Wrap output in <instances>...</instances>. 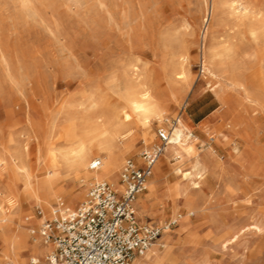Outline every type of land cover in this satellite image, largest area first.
Wrapping results in <instances>:
<instances>
[{
    "label": "rangeland",
    "instance_id": "374dc122",
    "mask_svg": "<svg viewBox=\"0 0 264 264\" xmlns=\"http://www.w3.org/2000/svg\"><path fill=\"white\" fill-rule=\"evenodd\" d=\"M210 1L0 0V207L23 216L44 215L42 207L28 208L25 177L11 170L10 153L18 144H28L26 169L35 178L45 169L52 147L60 153L81 136L91 138L98 124L118 122L131 86L135 91L141 87L164 101L168 120L153 125L152 143L136 140L124 163L127 158L139 161L145 148L159 143L158 129H169L183 113L208 168L200 188L190 186L177 206L165 198L167 183L188 180L174 169L175 160L161 165L163 154L157 162L164 174L152 203L163 199L164 204L154 205L140 223L175 221L192 199L197 208L190 229L181 235L186 242L172 244L162 264H264V60L248 46L239 47L246 57L240 88L204 72L202 41ZM220 13L223 19L214 33L220 40L215 43L238 41L240 36L234 35L240 27L230 5ZM178 73L184 78L177 80ZM221 88L224 104L216 94ZM13 131L17 134L12 138ZM190 167L186 161L183 169ZM82 183L75 191L87 189L85 197L76 204L65 197L66 206L76 209L86 199L92 185ZM149 194L145 189L138 199ZM59 203L53 201V206ZM178 229V223L169 228ZM9 261L3 258L2 264Z\"/></svg>",
    "mask_w": 264,
    "mask_h": 264
},
{
    "label": "bare ground",
    "instance_id": "6f19581e",
    "mask_svg": "<svg viewBox=\"0 0 264 264\" xmlns=\"http://www.w3.org/2000/svg\"><path fill=\"white\" fill-rule=\"evenodd\" d=\"M226 4L230 5V8L233 10L235 15V24L240 27L239 30L237 29L239 34H233H235L234 36L239 35L240 38L238 37V41L224 40L226 41L224 44L218 45L214 41L218 38H216L214 33L216 26L221 23L222 17H220V14L222 13L220 12ZM232 20V23L235 22L234 19ZM204 23V41H202L204 44L202 60L204 72L212 77L227 80L233 86L244 87L240 78L246 70L243 65L246 57H244L245 59L242 57L239 47L242 48L244 45L246 48V46H248V50L251 51V54L254 57H261L264 60V0H211L207 5V14ZM232 23L229 25H232ZM222 24L224 25L223 21ZM223 25L222 27L225 26ZM228 27L230 28V26H227V28ZM233 31L236 30L233 28L232 32ZM225 33L229 34V29ZM208 36L209 42L206 44L205 40ZM221 39H223V37ZM169 43L171 45V42ZM179 54L180 53H178V55ZM181 59L183 58L181 57ZM181 59L179 64L182 62ZM176 64L178 63H175V65ZM175 65L173 68H175ZM181 69L180 72L185 71V69L182 71ZM176 76V79L178 80L184 75L182 73H178ZM132 87L133 86H131L132 91L129 89L130 93L128 92L129 96L127 108L123 110L122 116L118 122L114 121L98 124L93 129L91 138H84V136H81L82 138L77 140L75 143L72 144L70 142L72 144L71 147L67 149L62 148L61 150L63 151L60 153L56 150H52L56 149L52 147L46 156L45 169L40 173V175H36L35 178L34 175L26 169V162L31 156L28 144L26 145L20 143L17 146V151L15 149L16 152L10 153L9 161L11 162V170L15 175H23V177H25L24 180L27 183L26 194L28 195V208L32 209L37 206L42 207L44 215L36 217L32 212L28 216H23L22 213H12L3 207H0V264H2L3 258L10 259V261H12H9L8 264H29V253L32 255L30 261L32 259H39L42 261L47 259L50 254H52L54 245L52 243H45L40 233L41 227L45 220L49 219L52 215L54 207L53 201H63V204L66 206L67 203L64 201L65 197L69 198V204H76L85 197L87 189L80 193L75 191L78 182L82 181L83 183L81 186H86L87 188L96 182L108 181L117 191L122 190V185L118 182V179L121 168L123 167L122 165L124 163L125 155L130 154L131 151L136 148V140H140L146 145L152 143L155 138L153 125L155 123L162 125L165 123V120H168L167 109L161 98L151 93L148 89H141L139 83V90L137 89L135 91V86L133 89ZM225 92L226 91L223 88L216 92L217 97L222 104L227 102ZM250 96L252 97V94ZM254 99L257 100L256 98ZM177 120L178 121L173 126L170 142L166 147V152L159 162L162 165V161L166 160L172 163V160H175L173 164L176 167L174 169L181 173L183 178L188 180L184 184H182V181L173 184L167 183L165 198L172 200L174 204L180 206L179 203L181 197H188L190 186L200 188V180L204 178L207 164L202 157H199L196 149L197 137L193 134L192 128L187 123L186 117L183 113L180 115V118H177ZM135 129H137L139 133H135ZM83 132H81V134ZM14 133V131L11 132L12 138L14 135L16 136L17 131L16 134ZM19 136L21 138L22 135H18V138ZM76 137L74 135L71 139L75 141ZM20 138L19 140H21ZM94 148H96V150ZM2 153L3 151L1 154ZM94 155L97 157L95 160H101V165H99L98 168L92 169V164L95 160L91 162V159ZM3 161H5V159ZM186 161L191 164V170H187V168L183 169ZM5 162L7 163V161ZM163 174L162 167L157 164L154 174L148 180L146 185V190L149 191L150 194L145 197H140L135 201V212L139 218V222H142V220L148 217V214L154 205L163 207V199L159 201L156 200V202L152 203L153 200L158 197L156 196V192ZM188 200L189 199L187 198V201ZM68 208L75 210L71 207ZM185 208L187 209L186 213L179 214L175 218L179 229L176 231H170L168 222L164 224L163 226H165V231L160 239L153 243L144 255L136 256L130 264H162L163 260L168 259L170 256L172 244L175 245L186 242V237L182 236V238L181 235L184 232H188L190 226L192 225L191 216L197 211V208L194 205V199L186 204ZM32 226L37 228H30ZM234 239L232 240L235 241ZM51 244L53 245V248Z\"/></svg>",
    "mask_w": 264,
    "mask_h": 264
},
{
    "label": "built area",
    "instance_id": "2783aa9c",
    "mask_svg": "<svg viewBox=\"0 0 264 264\" xmlns=\"http://www.w3.org/2000/svg\"><path fill=\"white\" fill-rule=\"evenodd\" d=\"M174 124L159 128V143L145 148L140 160L127 158L119 176L122 190L108 181L93 184L86 199L75 210L63 204L53 207L52 215L41 227L45 243L54 250L45 260L31 264H130L160 239L163 225L141 224L135 213V201L146 189L158 160L166 152ZM95 160L92 168H98ZM42 215L41 210L38 211ZM176 221L168 223L169 228Z\"/></svg>",
    "mask_w": 264,
    "mask_h": 264
},
{
    "label": "crops",
    "instance_id": "0c3cea01",
    "mask_svg": "<svg viewBox=\"0 0 264 264\" xmlns=\"http://www.w3.org/2000/svg\"><path fill=\"white\" fill-rule=\"evenodd\" d=\"M218 98V97H217ZM220 101V100H219ZM199 125H202V124H199ZM154 170H155V168H154ZM120 176V175H119ZM118 182H119V180H118ZM139 197V196H138ZM138 199V198H137ZM141 224H143V223H141ZM52 245V244H51ZM52 248H53V245H52ZM10 262H12V261H10Z\"/></svg>",
    "mask_w": 264,
    "mask_h": 264
}]
</instances>
